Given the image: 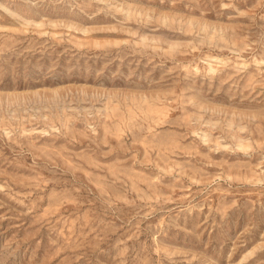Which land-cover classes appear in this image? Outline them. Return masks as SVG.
<instances>
[{"label":"rangeland","instance_id":"374dc122","mask_svg":"<svg viewBox=\"0 0 264 264\" xmlns=\"http://www.w3.org/2000/svg\"><path fill=\"white\" fill-rule=\"evenodd\" d=\"M0 264H264V0H0Z\"/></svg>","mask_w":264,"mask_h":264}]
</instances>
